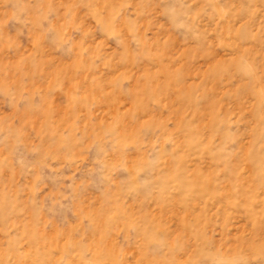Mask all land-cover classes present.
Instances as JSON below:
<instances>
[{
    "label": "rangeland",
    "instance_id": "rangeland-1",
    "mask_svg": "<svg viewBox=\"0 0 264 264\" xmlns=\"http://www.w3.org/2000/svg\"><path fill=\"white\" fill-rule=\"evenodd\" d=\"M0 264H264V0H0Z\"/></svg>",
    "mask_w": 264,
    "mask_h": 264
}]
</instances>
